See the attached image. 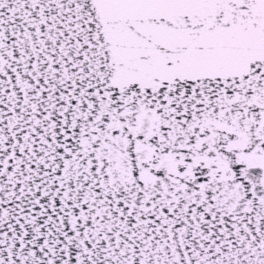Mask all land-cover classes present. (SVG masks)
<instances>
[{"label": "snow or ice", "instance_id": "1", "mask_svg": "<svg viewBox=\"0 0 264 264\" xmlns=\"http://www.w3.org/2000/svg\"><path fill=\"white\" fill-rule=\"evenodd\" d=\"M0 264H264V0H0Z\"/></svg>", "mask_w": 264, "mask_h": 264}]
</instances>
